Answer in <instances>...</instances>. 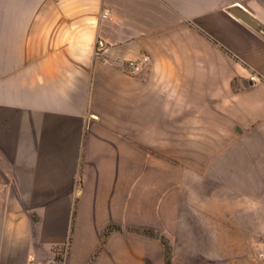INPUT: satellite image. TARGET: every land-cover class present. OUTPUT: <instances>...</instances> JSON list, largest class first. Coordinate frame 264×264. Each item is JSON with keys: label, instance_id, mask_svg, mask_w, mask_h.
I'll return each instance as SVG.
<instances>
[{"label": "crops", "instance_id": "crops-1", "mask_svg": "<svg viewBox=\"0 0 264 264\" xmlns=\"http://www.w3.org/2000/svg\"><path fill=\"white\" fill-rule=\"evenodd\" d=\"M235 7L264 27V0H0V264H164L131 228L172 237L174 145L229 144L264 191V30Z\"/></svg>", "mask_w": 264, "mask_h": 264}, {"label": "rangeland", "instance_id": "rangeland-1", "mask_svg": "<svg viewBox=\"0 0 264 264\" xmlns=\"http://www.w3.org/2000/svg\"><path fill=\"white\" fill-rule=\"evenodd\" d=\"M229 146L206 145L200 160L182 158L188 153L179 152L181 145H174L172 159L156 152V166L172 170L170 177H162L172 180L166 187L172 193V237L165 236L171 262L174 249L176 264H264L261 177L247 175L244 163L228 159ZM185 149L195 151L196 145Z\"/></svg>", "mask_w": 264, "mask_h": 264}, {"label": "water", "instance_id": "water-1", "mask_svg": "<svg viewBox=\"0 0 264 264\" xmlns=\"http://www.w3.org/2000/svg\"><path fill=\"white\" fill-rule=\"evenodd\" d=\"M231 13L237 18L247 23L248 25H250L252 28L258 31L264 30V27L260 24V22L256 20L253 16L245 12L243 9L235 7L231 10Z\"/></svg>", "mask_w": 264, "mask_h": 264}, {"label": "built area", "instance_id": "built-area-1", "mask_svg": "<svg viewBox=\"0 0 264 264\" xmlns=\"http://www.w3.org/2000/svg\"><path fill=\"white\" fill-rule=\"evenodd\" d=\"M101 15H102V17H106V16H108V13L103 12ZM104 46H105V42L103 40L99 39L97 41V48H96L97 52L101 51ZM149 62H150V57L148 55H143L139 59L126 61L127 65L131 68H137L140 65H144V64H147Z\"/></svg>", "mask_w": 264, "mask_h": 264}, {"label": "trees", "instance_id": "trees-1", "mask_svg": "<svg viewBox=\"0 0 264 264\" xmlns=\"http://www.w3.org/2000/svg\"><path fill=\"white\" fill-rule=\"evenodd\" d=\"M112 228L113 227L110 226V228H108V231H106L105 234H107ZM117 228H119V227H117ZM144 233L148 236L159 238L162 241V243L165 246V262H164V264H171V259H170L171 252H170V247L166 241V237L164 235H161V234L157 233L156 231L150 230V229L144 230Z\"/></svg>", "mask_w": 264, "mask_h": 264}]
</instances>
